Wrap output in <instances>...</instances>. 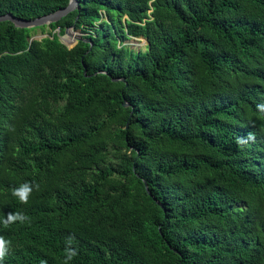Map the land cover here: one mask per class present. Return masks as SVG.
Wrapping results in <instances>:
<instances>
[{
  "label": "trees",
  "instance_id": "trees-1",
  "mask_svg": "<svg viewBox=\"0 0 264 264\" xmlns=\"http://www.w3.org/2000/svg\"><path fill=\"white\" fill-rule=\"evenodd\" d=\"M79 3L0 23V264H264V0Z\"/></svg>",
  "mask_w": 264,
  "mask_h": 264
},
{
  "label": "water",
  "instance_id": "water-1",
  "mask_svg": "<svg viewBox=\"0 0 264 264\" xmlns=\"http://www.w3.org/2000/svg\"><path fill=\"white\" fill-rule=\"evenodd\" d=\"M79 6H80L79 0H70V3L67 7H65L61 10H58L54 13H51V14H48L45 16H41V17H38V18L32 19V20L22 19V18L16 17L15 15L9 13V14L0 16V23L5 22V21H11L16 25V27H19V28H28V29L37 28V27H41L44 25H50L52 23L60 21L62 18H64L68 14H70L72 11H74ZM77 30H79V29H76L75 26L68 28L64 35H62V36L60 35L61 40L69 48H73L74 45H76L81 40L92 43L90 39L85 38L84 33H80V35H76ZM59 34H60V30H59ZM67 37H72V42H68L66 39ZM74 42H75L74 45H70L71 43H74ZM92 46H93V44H92ZM119 80L125 81V79L114 78V81H119ZM124 105L129 106L128 103H124ZM146 187L148 190L147 184H146Z\"/></svg>",
  "mask_w": 264,
  "mask_h": 264
},
{
  "label": "clouds",
  "instance_id": "clouds-1",
  "mask_svg": "<svg viewBox=\"0 0 264 264\" xmlns=\"http://www.w3.org/2000/svg\"><path fill=\"white\" fill-rule=\"evenodd\" d=\"M257 110L260 112H264V104H258ZM248 139H253L254 136L252 134H249ZM247 141L245 139H240L238 143L244 144ZM38 189L39 185H36L34 183H24L21 184L18 188H14L12 190V194L19 198V200L23 203H27L28 197L33 191V188ZM26 219H28L26 216H24L22 213H9L7 215V219L4 221L5 226H7L9 223H14L16 221L24 222ZM74 240V236L72 237ZM9 241H6L2 236H0V261H2L7 254L8 251V245ZM66 253V259L64 260V264H68V261H71L76 255L77 250L72 248H65ZM41 264H47L46 261H42Z\"/></svg>",
  "mask_w": 264,
  "mask_h": 264
},
{
  "label": "rangeland",
  "instance_id": "rangeland-1",
  "mask_svg": "<svg viewBox=\"0 0 264 264\" xmlns=\"http://www.w3.org/2000/svg\"><path fill=\"white\" fill-rule=\"evenodd\" d=\"M80 33H84L85 36H86V33L82 29H79V30L76 31V35H80ZM44 36H47V34H43L41 32V30H38V32L36 33L35 38L40 39V38H42ZM67 41L70 42L71 40H67ZM74 44H75V42L71 43L70 45H74ZM125 44H127L132 50L137 51V52L146 51L147 47H148V41L145 38H143V37H136V38L132 37L131 39L127 40L125 42Z\"/></svg>",
  "mask_w": 264,
  "mask_h": 264
},
{
  "label": "bare ground",
  "instance_id": "bare-ground-1",
  "mask_svg": "<svg viewBox=\"0 0 264 264\" xmlns=\"http://www.w3.org/2000/svg\"><path fill=\"white\" fill-rule=\"evenodd\" d=\"M71 38H72V37H67L66 39H67V40H71V41H72V39H71Z\"/></svg>",
  "mask_w": 264,
  "mask_h": 264
}]
</instances>
